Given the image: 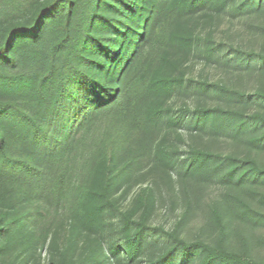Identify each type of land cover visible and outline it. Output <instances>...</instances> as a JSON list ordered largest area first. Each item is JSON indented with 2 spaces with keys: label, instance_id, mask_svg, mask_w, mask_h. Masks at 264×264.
Masks as SVG:
<instances>
[{
  "label": "trees",
  "instance_id": "1",
  "mask_svg": "<svg viewBox=\"0 0 264 264\" xmlns=\"http://www.w3.org/2000/svg\"><path fill=\"white\" fill-rule=\"evenodd\" d=\"M26 1L0 22V264H136L156 208L142 165L148 156L152 166L172 160L162 131L174 123L183 67L197 41L180 19L219 15L228 0ZM236 11L261 16L264 31V0H241ZM239 64H253L260 80L231 103L264 101V50ZM200 86L195 90H211L219 105L196 108L189 119L195 128H264V114L226 108L225 85ZM250 143L264 146V132ZM217 163L226 185L264 179L254 157L192 148L168 188L187 194L181 178L204 176ZM229 203L254 214L224 192L210 211L216 240L186 241L179 233L192 208L187 194L173 244L147 264L196 257L198 264H252L227 248Z\"/></svg>",
  "mask_w": 264,
  "mask_h": 264
},
{
  "label": "rangeland",
  "instance_id": "2",
  "mask_svg": "<svg viewBox=\"0 0 264 264\" xmlns=\"http://www.w3.org/2000/svg\"><path fill=\"white\" fill-rule=\"evenodd\" d=\"M240 1L228 0L225 11L219 15H197L180 19L194 30L197 41L183 67L186 73L184 89L177 92L176 107L170 114L174 123L162 131L163 146L170 152L172 160L167 165L152 166L148 156L142 165L146 179H153L147 183L154 187L156 208L145 255L136 264H147V261L157 256L163 248L173 244L169 235L183 213L187 194L191 197L192 208L182 220L179 237L186 241L216 240L218 231L210 211L212 204L227 191L241 197L254 213L243 216L241 212L244 209L238 210V206L229 203L230 230L226 241L228 250L252 264H264V179L253 184L246 180L240 185H226L221 180L225 166L217 163L204 176L181 178L182 186L187 188V194L184 195L182 190L168 188L171 185L170 178L177 175L179 177L192 148L207 149L218 157L229 154L239 158L251 156L264 167V146L250 143L253 137L264 132L263 127L254 131V128L249 126L240 133L236 130L211 133L207 129L199 130L189 123L196 108L219 105L211 90L209 94L204 90H195L196 85L200 86L203 82L225 85L228 88V98L223 100L227 109L247 114H264L262 100L246 102V98H241L239 103H231L232 99L240 100V94L245 97V94L252 93L260 80L253 64L247 68L240 65L239 60L247 54L264 50L263 19L259 15L247 16L243 15L242 11L234 12ZM26 2L0 0V22L12 19L26 6ZM200 88L203 89L201 86ZM214 160L216 163L219 159L215 157ZM110 218L113 219L111 216ZM46 252V249H43L41 255L44 256ZM198 258L186 264H198Z\"/></svg>",
  "mask_w": 264,
  "mask_h": 264
}]
</instances>
